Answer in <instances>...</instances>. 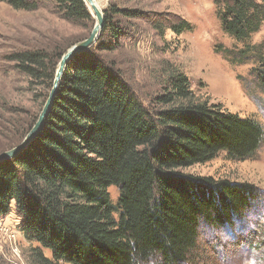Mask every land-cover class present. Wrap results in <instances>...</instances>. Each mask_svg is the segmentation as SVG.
I'll use <instances>...</instances> for the list:
<instances>
[{"label":"trees","instance_id":"obj_1","mask_svg":"<svg viewBox=\"0 0 264 264\" xmlns=\"http://www.w3.org/2000/svg\"><path fill=\"white\" fill-rule=\"evenodd\" d=\"M0 2L26 11L52 8L84 28L95 23L84 0ZM114 14L142 16L116 7L104 11L100 37L68 61L40 131L0 163V219L15 204L22 233L40 246L32 249L30 264L192 263L202 226H231L259 198L252 185L183 170L221 152L252 158L263 143V125L197 98L180 71L169 73L168 90L156 98L159 108L145 106L109 56L122 38ZM219 14L224 30L245 40L264 23V0H223ZM148 22L161 32L190 28L160 14ZM63 54L34 48L5 55L41 90L38 113L23 125L11 120L8 134L18 139L10 148L36 123ZM3 134L0 122V143ZM111 186L120 191L116 204Z\"/></svg>","mask_w":264,"mask_h":264},{"label":"rangeland","instance_id":"obj_2","mask_svg":"<svg viewBox=\"0 0 264 264\" xmlns=\"http://www.w3.org/2000/svg\"><path fill=\"white\" fill-rule=\"evenodd\" d=\"M222 1L97 0L103 12L116 7L142 15L126 18L114 14L122 38L109 56L145 106L159 108L156 98L168 90L169 73L180 71L188 77L197 98L256 119L264 127V23L249 38H234L220 19ZM155 14L185 20L190 28L181 34L156 30L148 22ZM92 29L62 19L52 8L26 11L0 2V122L4 129L0 151L11 149L9 146L18 139L8 134L11 120L18 119L21 125L41 108V99L36 97L41 90L15 71L13 64L4 60L5 55L34 48L65 52L86 39ZM183 171L252 185L259 197L233 225L219 230L202 226L197 259L185 264H264V140L250 159L231 158L221 152ZM109 192L116 204L119 188L111 186ZM20 223L12 204V210L0 219V264H30L32 249L40 247L26 239ZM44 253L51 256L48 250Z\"/></svg>","mask_w":264,"mask_h":264},{"label":"water","instance_id":"obj_3","mask_svg":"<svg viewBox=\"0 0 264 264\" xmlns=\"http://www.w3.org/2000/svg\"><path fill=\"white\" fill-rule=\"evenodd\" d=\"M84 1L87 4L89 3L90 6L92 7L91 8L89 6L91 9V13L95 19V23L90 35L86 39L76 43L75 45H73L64 52L62 58L58 63L53 87L49 93L48 99L46 100L39 114L36 123L33 125L31 130L27 133V135L19 144H17L15 147L9 150L0 153V163L7 159L14 158L15 156H17L21 151H23L26 148V146L31 142V140L37 135V133L40 131V129L44 124L48 111L50 110L51 104L56 95L57 89L59 87L62 75L64 73L68 61H70L75 55L89 49L91 46H93L96 43V41L100 37L101 31L104 26V12L100 7H98L95 0H84Z\"/></svg>","mask_w":264,"mask_h":264},{"label":"bare ground","instance_id":"obj_4","mask_svg":"<svg viewBox=\"0 0 264 264\" xmlns=\"http://www.w3.org/2000/svg\"><path fill=\"white\" fill-rule=\"evenodd\" d=\"M96 1V4L98 5V7H100V5H99V3L97 2V0H95ZM90 5V4H89ZM91 7V6H90ZM92 8V7H91ZM101 8V7H100Z\"/></svg>","mask_w":264,"mask_h":264}]
</instances>
